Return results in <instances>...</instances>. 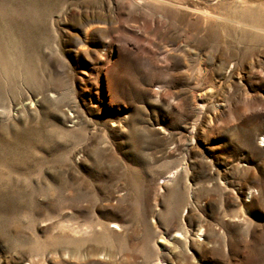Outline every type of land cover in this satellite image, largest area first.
Masks as SVG:
<instances>
[{"label": "rangeland", "instance_id": "rangeland-1", "mask_svg": "<svg viewBox=\"0 0 264 264\" xmlns=\"http://www.w3.org/2000/svg\"><path fill=\"white\" fill-rule=\"evenodd\" d=\"M0 264H264V0H0Z\"/></svg>", "mask_w": 264, "mask_h": 264}, {"label": "bare ground", "instance_id": "bare-ground-1", "mask_svg": "<svg viewBox=\"0 0 264 264\" xmlns=\"http://www.w3.org/2000/svg\"><path fill=\"white\" fill-rule=\"evenodd\" d=\"M104 22H102V21H96V28L97 29H104ZM192 104L194 105V106H196V107H198L197 105H198V101L196 100V99H194V98H192ZM262 146V145H261Z\"/></svg>", "mask_w": 264, "mask_h": 264}]
</instances>
